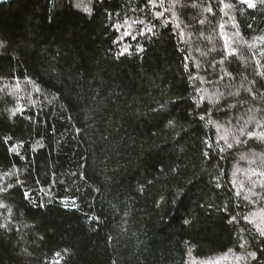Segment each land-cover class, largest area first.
Segmentation results:
<instances>
[{
	"label": "trees",
	"instance_id": "obj_1",
	"mask_svg": "<svg viewBox=\"0 0 264 264\" xmlns=\"http://www.w3.org/2000/svg\"><path fill=\"white\" fill-rule=\"evenodd\" d=\"M261 134L264 0H0V264H264Z\"/></svg>",
	"mask_w": 264,
	"mask_h": 264
},
{
	"label": "rangeland",
	"instance_id": "obj_2",
	"mask_svg": "<svg viewBox=\"0 0 264 264\" xmlns=\"http://www.w3.org/2000/svg\"><path fill=\"white\" fill-rule=\"evenodd\" d=\"M261 175H263V174H261ZM254 220H255L257 226H259L260 229H264V212L257 211L254 214ZM224 263H226V262H224ZM224 263L221 262L219 264H224Z\"/></svg>",
	"mask_w": 264,
	"mask_h": 264
},
{
	"label": "snow or ice",
	"instance_id": "obj_3",
	"mask_svg": "<svg viewBox=\"0 0 264 264\" xmlns=\"http://www.w3.org/2000/svg\"><path fill=\"white\" fill-rule=\"evenodd\" d=\"M250 6H254V5H250ZM13 114H15V113H13ZM254 135H256V134H254V133H249V136H250V137H252V136H254ZM257 138H264V134H261V135L258 136ZM228 147L231 148L232 145L229 144ZM221 151H223V149H221ZM25 195H26V197H27V193H26ZM245 219H247V217H245ZM259 231H260V235H261V236H264V229H260Z\"/></svg>",
	"mask_w": 264,
	"mask_h": 264
}]
</instances>
